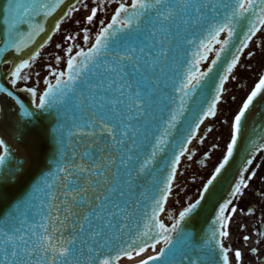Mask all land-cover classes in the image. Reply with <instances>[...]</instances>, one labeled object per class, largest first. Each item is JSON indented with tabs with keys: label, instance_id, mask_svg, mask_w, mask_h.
Segmentation results:
<instances>
[{
	"label": "water",
	"instance_id": "water-1",
	"mask_svg": "<svg viewBox=\"0 0 264 264\" xmlns=\"http://www.w3.org/2000/svg\"><path fill=\"white\" fill-rule=\"evenodd\" d=\"M76 1L65 0V4L56 8L52 15L45 16L43 13L46 9L41 5L54 4L55 0H14L15 7H10V0H0V86L12 91L24 107L33 113L30 120L22 118L19 113L23 109H20L11 98L0 94V139L5 141L9 150L5 163L0 165V230H8L9 235L13 230L21 227L22 219L26 221L23 225L24 229H35L37 233L41 231L38 225L42 221L41 208L45 202L46 185L53 184L55 188H59L61 175H63L62 169L75 170L80 165L87 167L92 165L93 160L96 163H101V157L108 154L107 150L104 153L98 152V146L93 141L99 139L104 142L103 139L106 138L110 141L111 138L107 137L106 133L103 138L100 137L98 126L86 127L88 121L95 119L92 117L91 111H97L98 117L103 113L99 111L98 107L88 110L80 105L81 95L85 97V103H87L86 97L89 95L86 84L82 83L83 80L86 79V82L91 84H97L103 80L107 84L108 80L114 79V76L104 72L103 65L105 63L110 65L115 52L123 53L128 47H136L139 52V49L143 47L145 52L139 65L143 70V76L129 66L126 69L128 73L126 79L129 83L143 82L144 76H150L157 81L156 85H148L155 90L149 94L150 103L146 105V116L140 121L132 122L134 127L139 128L134 140L140 144L139 150L132 153L134 160L129 163L127 168H124L120 166L118 159L117 164L112 168V172H115L116 176H110V179L112 186L115 187L117 178H119V184L124 185L127 179L135 175L139 164L135 157L139 156L142 160L143 156L151 151L154 136L163 133L164 128L167 127L169 113L175 111L180 105L181 82L185 80L190 71L198 72L199 67L195 65V59L199 55L203 54V59L206 58V53L199 47V43L201 40L208 42L207 20L204 26H198L187 33L190 38L196 41L194 44H187L183 42L184 26L180 18L177 17L175 24L180 25V29L177 30L173 27L171 22L167 23L166 26L171 35L165 44H158L157 40L164 39L166 34L159 30L160 22L156 20V11L152 10L144 13L138 27L133 21L131 28L117 24L113 29H110V34L104 41L107 47L102 46L99 55L94 56L90 62L77 55L73 60L76 67L72 72L75 83L69 82L67 68L62 81L68 83H61L57 87L56 81L44 91H48L51 87L54 96L62 98L64 103L54 104L47 109H39L34 105L29 93L11 89L6 80L20 60L28 59L46 42L55 30L56 22L65 16L68 8ZM223 2L234 6L236 0H223ZM128 9L127 13H122V19L134 15L131 7ZM226 11H230V8L221 7L215 14L209 12L208 19L213 22L223 21ZM256 12H259V8L256 9ZM255 21L256 17L250 11L237 25L233 36L230 39L227 36L226 40H229V44L225 46L219 57L215 55L213 58L212 61L215 60L216 64L213 65L211 62L209 65L213 69L212 72L208 73L191 91L190 95L184 98V111L178 114L174 126L164 136L165 144L157 152L150 172L139 178L138 181H134L135 191L131 194L125 192L121 197L119 192L124 189L120 188L117 193L113 194L114 201L120 203L122 207L135 202L138 207L134 205L129 208L131 215L124 216L122 221V225L126 224L127 227L123 232L116 233L120 238L110 241V248L105 249L101 258L111 259L117 254L122 258L126 255L120 251L121 249H128L131 253L136 252L138 247L145 248L168 237L172 243H164L159 253L153 256L159 257V259H146L149 264H190L191 261H195V264H223L217 243V241L220 242V223L216 220V216L219 206L231 198V190L239 181L242 171L249 165L248 161L252 160L254 154L264 145V95H258L246 113L242 121L241 134L237 139L229 163L210 186V191L205 194L201 205L181 222L180 228L176 232L164 233L159 228L158 217L162 212L165 200L160 204H157V201L161 200L162 195L168 194V191L162 193L161 189L165 188L167 176L172 171L171 164L174 157L180 155L182 148H187L189 143L185 144L184 141L190 135L192 139L195 137L197 129L201 125L199 120L205 119L204 113L216 95L220 77L225 74L227 64L236 55V49L241 46L240 42L244 38L249 24ZM40 29L43 31H39ZM149 29L157 32L156 38H151V41ZM37 31H39V35L35 34ZM222 39L221 37L219 40ZM95 42L85 53L95 46ZM149 43L153 46L148 47ZM218 45L217 43L213 45L209 57L212 56ZM169 46L172 52H170L166 64L158 65L154 70L148 71L146 67L148 57L156 59V53L161 48ZM18 47L21 51H17ZM8 63L10 69L3 73L1 68ZM85 63H88L87 69H83ZM207 65L208 61L202 62L201 71ZM161 66L165 69L163 73L159 70ZM76 73H79L78 77L75 75ZM166 84L168 87H165ZM137 86L133 83L132 88L127 91H135ZM139 86L143 87V84L141 83ZM147 90L144 88L145 92ZM62 91L67 95L61 96ZM100 95H105L108 99L116 97L115 93H101L97 90L96 96ZM119 99L124 100L125 98L119 97ZM77 105L80 106L77 107ZM117 110L120 112V118L127 114L125 105L118 103ZM105 111L113 116V120L108 121L111 126L116 117L112 114L110 104H105ZM149 112L152 114L151 116L147 115ZM85 132L90 135H84ZM132 142L133 139H130L129 143ZM86 151L89 152V156L83 155ZM94 199L95 197H93ZM114 210L112 204H109L108 211ZM112 223L119 227L117 219H113ZM145 225L151 229L149 232L151 239L141 235L146 231ZM214 231L216 239H213ZM27 235L30 236L31 231H28ZM2 239L0 237V241ZM134 239L137 240V244L129 249V244ZM2 248L3 244L0 243V261L3 260ZM139 260L140 258L133 257L128 264L136 263ZM121 264H127V261H123Z\"/></svg>",
	"mask_w": 264,
	"mask_h": 264
},
{
	"label": "snow or ice",
	"instance_id": "snow-or-ice-1",
	"mask_svg": "<svg viewBox=\"0 0 264 264\" xmlns=\"http://www.w3.org/2000/svg\"><path fill=\"white\" fill-rule=\"evenodd\" d=\"M63 4H65V0H55V3L51 5L47 3L42 4L41 7L46 9L43 14L45 16H50L56 8ZM10 7H15L14 0H10ZM221 7L225 9L230 8V11L225 12L223 21L213 22L209 20L207 14L209 12L215 14ZM257 8H259V12H256ZM131 9L134 15L122 19V13H127L129 9L124 3H121L115 15L112 17V22L102 28L101 32L97 35L95 46L89 52H81L79 55L90 62L94 56L99 55V50L102 46L107 47L104 41L110 34V29H113L117 24L125 28H131L133 21L136 22L138 27L144 13L155 10L156 20L160 22L159 30L166 34L164 39L157 40L158 44H165L168 37L171 35L166 26L167 23L171 22L173 27L177 30L180 29V25L175 24V19L177 17L180 18L184 26L183 31L185 34L183 35V42L187 44L196 43L187 33L198 26H204L207 20L208 42L206 43L204 40H201L199 47L207 51L211 48L212 42L220 44V51L216 52V56L219 57L220 53L224 51L225 46L229 44V40L220 41L218 39L219 35L221 33H227L230 39L237 25L245 18L246 14L251 11L252 15L256 17V21L250 23L247 32L244 33V38L240 42L241 46L236 49V55H234L227 64L225 74L220 77L219 85L216 87V95L207 111L204 113L205 118L207 116H214L216 114V104L221 100L224 83L228 80V74L232 73L233 69L237 66L240 59L239 54L248 47L252 37L260 31L261 28H264V0H259V2L258 0H236L234 6L225 4L223 0H132ZM75 11H79V9L76 7V4H73L67 10L66 16L70 18ZM96 15L97 9L93 8L91 14L86 18V22L88 24L93 23ZM61 23L62 21L56 22L54 25L55 30L58 31L60 29ZM39 31H43V29ZM39 31L35 34L39 35ZM149 31L151 34V41V38H156L157 32L152 29H149ZM66 39L72 40L74 37L68 36ZM85 40H87V35H85ZM152 46L153 45L149 43L148 47ZM17 51H21V49L18 47ZM67 51L70 53L72 49L69 48ZM144 52L145 49L143 47L139 49V52L136 47H128L123 53L116 51L110 65L109 63L103 65V71L114 76V79L108 80L107 84H105L103 80L97 84L87 83L86 79L82 81V83L86 84L89 95L86 97L87 103H85V97L81 95L80 105H83L88 110L98 107L99 111L103 113L98 117L97 111H91L92 117L95 119L88 121L86 127L93 128L98 126L100 129V137L103 138L106 133L107 137L111 138L110 141L106 138L103 139L104 142L99 139L93 141V143L98 146V152L104 153L105 150H107L108 154L101 157V163H96V161L93 160L92 165L87 167L80 165L75 170L69 168L62 169L63 175H61L59 188H55L53 184L46 185L45 202L42 204L41 208L43 213L42 221L38 225L41 229L39 233H37L35 229H24L23 225L26 221L23 219L20 222L21 227L13 230L11 235H9L8 230H0V237L3 238L2 241H0V243L3 244V260L0 261V264H117L120 260L121 257L119 254L111 259L101 257L105 249L110 248V241L120 238L116 233L123 232L124 228L127 227L126 224L122 225V221L124 216L131 215L129 208L134 205L138 207V205L135 202L134 204L122 207L120 203L114 201L113 194L117 193L120 188L124 189L119 192L121 197L124 196L125 192L131 194L135 191L136 184L134 181H138L139 178L150 172L157 152L165 144L164 136H166L168 130L174 126L178 114L184 111V98L189 96L191 91L195 89L201 80L213 70L209 67L207 72L190 71L186 75L185 80L181 82L179 88V91L182 93L180 105L175 111L169 113L167 127L164 128L162 134H156L154 136L151 151L147 155H144L142 160L139 156L135 157V159L139 161L135 175L127 179L124 185H120L118 182L119 178H117V185L113 187L110 176H116V173L112 172V168L117 164V160L119 159L121 167L127 168L129 163L134 160L132 153L138 151L140 148V144L136 143L134 140L139 132V128L134 127L132 122L140 121L141 118L146 116V105L150 103L149 94L155 90L148 87V85L157 84V81L150 76H144L143 82L133 81L129 83L126 79L128 74L126 69H128L129 66H131L135 72L143 76V70L139 65L140 61L143 59ZM170 52H172L170 46L163 47L156 53V59L148 57L146 62L148 71L154 70L158 65L166 64ZM38 55V52L34 53L28 59H24L21 63L13 67L10 72L11 78L9 80V83L13 87L16 86V82L20 78L22 70L29 68L30 62L35 60ZM203 58V54L199 55L195 59V65H198ZM212 63L215 65L216 61L214 60ZM75 67L76 65L69 59V82L72 83H75L72 76ZM87 67L88 63H85L83 69H87ZM97 67L100 66L97 65ZM159 70L163 73L165 69L161 66ZM60 75L63 76L64 74L61 73ZM75 75L78 77L79 73ZM24 79L26 80L27 77H24ZM61 83L66 84L68 82L58 79L57 87H59ZM133 83L138 85L135 91H127V89L132 88ZM141 83L143 87L139 86ZM45 84H48L47 80H45ZM165 87H168V85L166 84ZM144 88L148 89L147 92L144 91ZM97 90L101 93H115L116 97L112 99H108L105 95L97 97ZM20 91L29 92L33 98H37L35 89L26 88L20 89ZM0 94H4L14 100L15 104L18 105L20 109H23L19 115L24 119L30 120L33 113L24 107L21 101L14 96L12 91L4 86H0ZM63 95H67V93L62 91L61 96ZM258 95H264V75L259 77L258 83L255 84L238 113L235 114L232 123L231 142L227 145L226 155L215 169V174L207 181V184L203 186L200 198L194 203H190L184 211L179 214L178 220L173 224L171 229H167L163 224H159L158 226L162 232H176L180 228L181 222L194 213L201 205V202L205 199V194L210 191V186L213 185L217 176L220 175L221 170L229 163L237 139L241 134L242 121ZM119 97H124L125 99L120 100ZM63 103L64 100L54 96L53 90L50 87L48 91L38 97L36 106L39 109H47L54 104ZM118 103L125 105L127 108V114L123 118H120V112L117 110ZM105 104L111 105L112 114L116 117L111 123V126H109L110 123L108 121H112L113 116L105 111ZM80 105H77V107ZM147 115L151 116L152 114L149 112ZM199 123H203V119H200ZM211 131L212 129L209 128L208 132ZM84 135H90V133L85 132ZM130 139H133L132 143H129ZM191 139L192 137L190 135L184 143H191ZM125 145H127V147H125ZM0 150L3 151V154L0 155V165H3L8 157L9 151L3 139H0ZM186 150V148H182L180 155L174 157L171 164L172 171L167 176L165 188L161 189L162 193L171 190V185L176 175V165L180 161V156L184 155ZM83 155L89 156L90 154L86 151ZM191 158V156L188 157V159ZM248 163L251 164V160H249ZM246 171L247 169L245 168L240 175L239 181L235 183L231 190V198L218 208L216 220L220 223L221 230L219 231V236L222 238L226 239L228 237V222L237 213V209L230 206L236 198L244 195L243 190L249 187L246 181L255 176L253 173L252 176L245 177L243 172ZM93 197H95L94 200ZM166 199L167 195H162L161 200H158L157 204H160ZM109 204H112V207L115 209L114 211H108ZM113 219L118 220L119 227H117V224L112 223ZM145 228L146 231L141 235L148 236L149 239H151L149 236L151 229L148 225H145ZM28 231H31L30 236L27 235ZM65 233H67V235H65ZM260 235L264 238V233ZM213 239H216L215 231L213 233ZM243 239L247 242L249 237L244 236ZM164 242L167 244L172 243L171 239L168 237H165ZM217 243L219 244L223 264H229L230 253L235 264H239L242 258L240 251H235L233 253L231 249L226 248L219 241H217ZM136 244L137 240H132L131 244H129V249ZM149 247L155 248V245H149ZM120 251L123 252L128 259H133L130 250L121 249ZM144 251V247H138L136 249V255L139 256ZM150 259L156 260L159 259V257H150ZM141 264H149V262L144 260L141 261ZM190 264H195V261H191Z\"/></svg>",
	"mask_w": 264,
	"mask_h": 264
},
{
	"label": "rangeland",
	"instance_id": "rangeland-1",
	"mask_svg": "<svg viewBox=\"0 0 264 264\" xmlns=\"http://www.w3.org/2000/svg\"><path fill=\"white\" fill-rule=\"evenodd\" d=\"M121 3L127 6L130 1L79 0L76 4L79 11L73 12L70 18L65 17L60 29L56 30L52 38L38 52L36 59L30 62V67L22 70L15 88L35 89L37 98L34 99L37 100L45 86L62 77L60 74L64 73L67 61L76 53L89 47ZM93 8L97 9V15L93 23L88 24L86 18ZM85 35H87V40H85ZM68 36L74 39L67 40ZM69 48L72 49L70 53L67 51ZM261 75H264V28H261L256 38L240 57L237 66L228 75L216 114L203 126L192 145L189 153L192 158L188 159L189 156H185L182 161L169 197V208L164 217L167 226L174 224L176 215L179 214L177 210L184 211L190 203H193L205 180L225 154L231 137L234 116L255 84L258 83ZM24 77L27 79L25 80ZM45 80L48 84H45ZM209 128L212 129L211 132H208ZM207 147L211 148L209 161L214 162L208 161L204 169H196L201 176L195 175V178L191 180L190 177L194 175H191V170L195 169V161ZM169 210L174 214L177 213L176 217L170 215Z\"/></svg>",
	"mask_w": 264,
	"mask_h": 264
},
{
	"label": "flooded vegetation",
	"instance_id": "flooded-vegetation-1",
	"mask_svg": "<svg viewBox=\"0 0 264 264\" xmlns=\"http://www.w3.org/2000/svg\"><path fill=\"white\" fill-rule=\"evenodd\" d=\"M253 173L254 178L246 181L249 187L243 190L244 195L236 198L230 206L235 207L237 213L228 223L237 225L244 222L249 233L247 242L244 239L234 240L228 246L233 253L241 252L242 258L239 264H264V238L260 235L264 233V152L247 177L252 176ZM229 255L231 264H235L231 253Z\"/></svg>",
	"mask_w": 264,
	"mask_h": 264
}]
</instances>
